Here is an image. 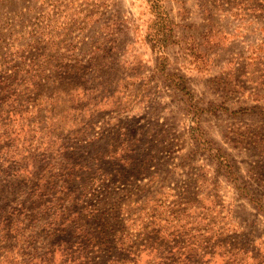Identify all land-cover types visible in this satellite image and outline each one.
<instances>
[{"label": "rangeland", "instance_id": "374dc122", "mask_svg": "<svg viewBox=\"0 0 264 264\" xmlns=\"http://www.w3.org/2000/svg\"><path fill=\"white\" fill-rule=\"evenodd\" d=\"M0 264H264V0H0Z\"/></svg>", "mask_w": 264, "mask_h": 264}]
</instances>
